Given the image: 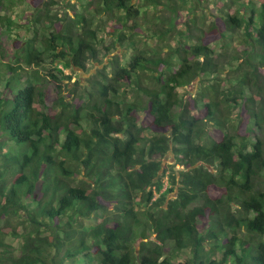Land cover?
<instances>
[{
  "label": "trees",
  "instance_id": "16d2710c",
  "mask_svg": "<svg viewBox=\"0 0 264 264\" xmlns=\"http://www.w3.org/2000/svg\"><path fill=\"white\" fill-rule=\"evenodd\" d=\"M77 1L59 16L32 0L51 30L23 40L0 1V221L21 238L15 257L0 232V264H264V0H206L187 17L143 0L170 13L147 20L173 37L167 53L141 47L135 0ZM124 44L111 73L66 74Z\"/></svg>",
  "mask_w": 264,
  "mask_h": 264
},
{
  "label": "rangeland",
  "instance_id": "374dc122",
  "mask_svg": "<svg viewBox=\"0 0 264 264\" xmlns=\"http://www.w3.org/2000/svg\"><path fill=\"white\" fill-rule=\"evenodd\" d=\"M3 1L4 3L9 4V7L12 8V12L10 13V15L6 14V13H2L4 17H10L12 19H14L17 22V28L14 31V34L19 36V40H23L27 37L29 38H34L37 35V32L40 33L42 31L44 32H49V29H44L42 30V27L44 28L45 26H47V28L50 26L49 24L47 25H42L40 26V29H38L36 27V23L33 21L35 19V12H36V8L34 3H32V0H0ZM40 1V0H38ZM243 3H249V1H254L257 2V0H242ZM55 4L51 5L49 13L50 15H59L62 16L65 14V12H68L70 16H73L74 13V8L73 7H66L69 6V3L71 2L76 3V5L78 4L77 0H54ZM65 2L67 3V5H65ZM163 2H166L165 0H163ZM199 2H202V6H205L203 8H207L208 3L206 2V0H175V5H177V7L180 9L179 14L184 15L185 17L188 16V14L192 11L193 6ZM139 4L141 7L144 8V10H147V19H145L144 17L141 19V23L143 24V31L146 32L148 34L147 37H138V41H142L141 43V47H147L153 50V52L159 51L160 49H162L163 53H167L170 51V45L174 46L175 45V41L173 39V37H165L163 40H158L157 37H153L152 36V32L154 30H156V28H154V26L151 23H147V20H152L157 17V16H166L167 14L170 15L169 11H167V9L165 8H161L160 11H157L153 8H149V7H144V5L146 3H144L143 0H135V4ZM45 4V3H44ZM173 4V5H174ZM44 6V5H42ZM237 8L239 6H236ZM78 11H82V8L79 6H76L75 8ZM207 12V11H206ZM180 20L181 18L178 17ZM40 30V31H38ZM42 30V31H41ZM107 30L111 31L110 28H107ZM3 31H5V29H3ZM157 31V30H156ZM152 36V37H151ZM41 40V37H38ZM114 37L111 36V34H107L106 32H104V34H100V42H102L99 45L100 50H103L105 52V48L104 46H102V44L104 45H110V43L113 41ZM145 40V41H144ZM9 45L8 48L11 49V51H8L9 54L7 55V60H9V62H12L14 65L17 64V61L14 60V54L13 52H17V49L13 48V42L10 40L6 41ZM145 42H147V45H145ZM40 43V42H38ZM125 49H122V47L120 46H116V47H112V51L111 53H109L110 55L108 57L106 56H101L100 60H104L105 64L102 63H97L94 66L90 65L88 68V71H84V70H80V69H75L74 72H72L71 70L66 71V74H70L73 76V82L77 81L78 79H81L83 81L84 84H87L88 80L92 78V76L97 75L98 73V69L100 70H104V66H109L107 72L111 73V68L109 65V59H113L114 56L119 55L120 57H125L126 60H129L132 54V50L130 49H126L127 47L123 46ZM6 60V61H7ZM0 61H4V58L1 59L0 57ZM46 64L51 65L50 61L48 60L46 62ZM222 77H226L225 75ZM199 88V81H196L192 84H190L189 86L186 87V89H184L185 91H187L190 93H195L197 92ZM2 90V89H1ZM182 91V92H185ZM165 166H173L175 167L177 164V160L174 158L172 153H169L165 159ZM10 223L15 226L18 229L19 234H22L24 232V227L22 225H20L18 223V219L14 218V219H10ZM20 226V227H19ZM7 230H9V225L6 224V220H1L0 221V232L1 234L5 235V242L7 243L8 247V253L10 255H13L15 257H19L21 252H20V245H21V238H17V237H13V236H9V234L7 233ZM6 234H8L6 236ZM140 245V244H139ZM140 246H138L139 249ZM6 249L3 248L0 245V259L5 256V251ZM173 250V246L172 245H168L166 252H167V256H169L171 258V252ZM173 263H177L180 260L179 259H174L172 260Z\"/></svg>",
  "mask_w": 264,
  "mask_h": 264
},
{
  "label": "built area",
  "instance_id": "2783aa9c",
  "mask_svg": "<svg viewBox=\"0 0 264 264\" xmlns=\"http://www.w3.org/2000/svg\"><path fill=\"white\" fill-rule=\"evenodd\" d=\"M165 188H167V186Z\"/></svg>",
  "mask_w": 264,
  "mask_h": 264
}]
</instances>
